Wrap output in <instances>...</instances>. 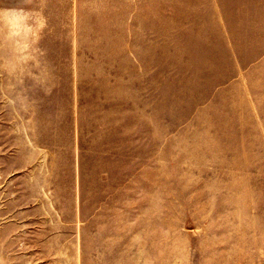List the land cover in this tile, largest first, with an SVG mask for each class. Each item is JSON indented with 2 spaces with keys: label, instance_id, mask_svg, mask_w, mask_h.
I'll return each mask as SVG.
<instances>
[{
  "label": "rangeland",
  "instance_id": "rangeland-1",
  "mask_svg": "<svg viewBox=\"0 0 264 264\" xmlns=\"http://www.w3.org/2000/svg\"><path fill=\"white\" fill-rule=\"evenodd\" d=\"M0 145L56 213L19 264H264V0H0Z\"/></svg>",
  "mask_w": 264,
  "mask_h": 264
},
{
  "label": "crops",
  "instance_id": "crops-1",
  "mask_svg": "<svg viewBox=\"0 0 264 264\" xmlns=\"http://www.w3.org/2000/svg\"><path fill=\"white\" fill-rule=\"evenodd\" d=\"M36 156L42 159L34 151L15 154L0 147V264H19V233L26 238L24 247L34 251L35 225L39 226L38 236L44 237L51 216L56 218L51 199L44 192L49 170L35 165ZM38 250L48 251L44 246Z\"/></svg>",
  "mask_w": 264,
  "mask_h": 264
}]
</instances>
